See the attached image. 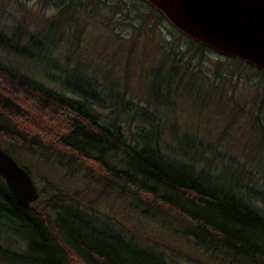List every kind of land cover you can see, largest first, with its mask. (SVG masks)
Wrapping results in <instances>:
<instances>
[{
  "label": "trees",
  "instance_id": "1",
  "mask_svg": "<svg viewBox=\"0 0 264 264\" xmlns=\"http://www.w3.org/2000/svg\"><path fill=\"white\" fill-rule=\"evenodd\" d=\"M68 1L46 22L50 30L53 25L60 29L76 13L75 6L107 5L103 0ZM137 1L149 10L140 16L147 28L166 21L145 0ZM124 5L122 0L110 7L119 11ZM24 33L20 25L10 38L0 30V47L21 62L57 42L54 38L51 43L54 32ZM177 33L151 73L146 107L124 101L133 109L128 129L119 118L107 121L101 112L105 101L96 100L84 82L73 90L75 97H68L36 81L16 61L10 66L0 60V144L10 156L13 151L36 156L72 176L81 170L100 195L119 198L140 220L157 224L224 264H264V72L219 55L208 76L202 62L206 52H215ZM182 68L191 88L199 80L210 84V92H222L220 99L242 122L243 132L237 137L227 133L240 123L232 119L214 142L186 131L177 135L169 116L163 119L158 111L173 108L170 98L185 77ZM236 70L249 73L247 81L257 77L247 100L229 92L242 78L233 74ZM224 144L236 151L221 150ZM74 196L58 191L39 207V193L34 212L19 205L0 177V264H175L170 254L113 228L94 214L92 202L82 207ZM13 231L20 237L15 249Z\"/></svg>",
  "mask_w": 264,
  "mask_h": 264
},
{
  "label": "rangeland",
  "instance_id": "2",
  "mask_svg": "<svg viewBox=\"0 0 264 264\" xmlns=\"http://www.w3.org/2000/svg\"><path fill=\"white\" fill-rule=\"evenodd\" d=\"M103 1L107 5L88 4L85 8L75 6L76 13L71 17L69 15L60 29L53 25L50 30V25L46 22L55 18L68 0H0V30L5 36L13 37V31L20 25L24 28V37H28L29 33L42 34L50 31L51 36H54L53 32L56 33L51 38V43H55L54 38L57 41L55 47L34 55L27 62L17 60L10 50L0 47V60L10 66H15L16 61L22 71L36 81L68 97H75L73 90L84 82V87L92 90L96 100L99 98L105 101L102 103L105 108L101 112L106 115L107 121L119 118L122 123L120 126L128 129L131 119L128 113L133 109L124 106V101L131 99L136 105L146 107V95L153 82L151 73L161 64L164 47L173 45L178 39V31L167 21L153 28L151 26V29L147 28L140 16L149 15V10L137 0H124L125 5L119 11H115V6H110L118 5L122 0ZM50 9H55L54 15H48ZM182 43L186 45L184 40ZM220 59L219 55L206 52L201 66L203 73L208 76L212 74L215 62ZM166 65L168 64L165 63L163 68ZM182 72L185 77L178 93L170 98L173 108H163L158 112L163 119L169 116L168 123L173 125L178 136L186 131L200 139L203 137L214 142L225 130L228 121H240L234 119L235 114L225 107V101L220 99L221 91L212 93L210 84L199 80L191 88V81L185 80L190 78L188 73L184 68L180 70ZM221 72L227 75L226 71ZM235 73L243 79L229 92H236L247 100L254 94L257 77L247 81L249 73L243 70H236L233 74ZM87 78H91L89 86ZM162 78L159 75L157 82L161 83ZM174 82L177 83V80ZM218 82L224 83V79L220 78ZM241 125L242 122L235 128H229L227 133L237 137L238 131H244ZM233 145L238 147V142ZM6 148L5 144H0V149L5 151ZM221 150L229 151L228 144L222 145ZM230 151L235 152L236 149ZM12 154L13 160L28 171L38 193H42L39 207L58 191L70 193V196L75 194L78 205L86 207L92 202L94 214L99 218L113 228L122 229L123 233L144 241L149 247L156 246L155 249L170 254L175 264H224L185 240L170 235L157 224L140 220L119 198L100 195L82 178L81 170L72 176L56 165L44 163L36 156L15 151ZM13 238L16 240L13 242L15 249L20 237L15 236L14 231L11 241Z\"/></svg>",
  "mask_w": 264,
  "mask_h": 264
},
{
  "label": "water",
  "instance_id": "3",
  "mask_svg": "<svg viewBox=\"0 0 264 264\" xmlns=\"http://www.w3.org/2000/svg\"><path fill=\"white\" fill-rule=\"evenodd\" d=\"M178 32L220 56L264 72V0H145ZM0 177L15 200L36 211L30 175L0 149Z\"/></svg>",
  "mask_w": 264,
  "mask_h": 264
},
{
  "label": "clouds",
  "instance_id": "4",
  "mask_svg": "<svg viewBox=\"0 0 264 264\" xmlns=\"http://www.w3.org/2000/svg\"><path fill=\"white\" fill-rule=\"evenodd\" d=\"M55 14V9H50L49 11H48V15H54Z\"/></svg>",
  "mask_w": 264,
  "mask_h": 264
}]
</instances>
